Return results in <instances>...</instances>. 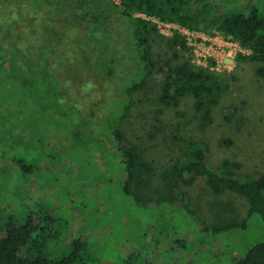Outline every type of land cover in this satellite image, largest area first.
Returning <instances> with one entry per match:
<instances>
[{
	"label": "trees",
	"instance_id": "1",
	"mask_svg": "<svg viewBox=\"0 0 264 264\" xmlns=\"http://www.w3.org/2000/svg\"><path fill=\"white\" fill-rule=\"evenodd\" d=\"M12 1L17 0H0V155L11 161L8 171L0 169V264H150L149 250L152 247L149 242L156 244L169 230L177 234L180 229V223L170 224L169 207L180 210V213L184 211L187 221L198 224L201 230L212 236L246 228V219L221 225L206 224L197 217L185 188L191 190L201 185L216 195L232 191L244 196L249 216L256 214L264 223V173H242V164L229 159L211 165L209 145L194 141L184 144L176 160L159 173L154 161L146 157L144 150L129 137L125 126L130 100L148 86H159L155 100L166 108H177L182 100L192 99L201 128L212 121L213 108L228 88L220 74L197 65L186 34L173 29L170 35H165L157 21L176 23L193 31L205 29L210 21L217 33L231 37L248 51L238 54L237 60L257 63L256 73L264 77V0H252L242 10L232 4L217 6L209 3L199 10L192 8L194 1L205 0H119L121 14L132 26V39L140 61L138 76L135 82L122 88L128 98L125 104L118 96L107 97L105 122L93 130L94 138L80 149L70 142L61 153L48 142L55 132L62 130L70 134L75 127L89 126L85 120L87 117L80 116V99L74 92L78 83H73L71 44L60 41L57 46L43 44L40 47L43 40L35 34L39 29L34 27V22H48L58 11L61 12V6L56 0H18L22 7L19 13L13 9ZM27 22L34 37H30L28 29L21 30L19 23ZM17 33L26 35L27 39L19 40ZM20 50L30 55L26 54V60L44 63L47 67L44 73H40L39 66L33 71L29 63L22 62ZM20 68L30 70L26 74H14ZM116 105L120 109L110 110ZM102 137L110 140V146L101 144ZM70 141H74L71 136ZM221 144L229 145L231 140L223 139ZM83 151V156H77ZM98 152H103L101 160L91 165L104 168L107 173L93 179L105 183L101 187L104 205L110 197L103 191L114 189L120 182L121 187L116 193L128 204L119 214L126 213L121 227L125 231L127 249L130 247L132 251L126 255L110 240L118 250L117 256L112 258L105 254L107 244L104 240L98 242L95 237L81 235L73 239V247L66 253H50V246L46 243L52 238L57 239L59 233H63V227L50 229L46 217L37 207H42L43 203L32 201L34 207L30 213L21 211L27 200L31 201L23 190V182L33 175L52 176L47 173L56 166L67 168L66 159L60 157L65 155L73 161H80L79 173L83 174L88 169V165L82 163L85 155ZM45 160L47 162L43 165ZM61 174L67 173L61 171ZM157 175L164 188L154 198L149 180ZM5 197L16 203L13 210L5 208L4 211ZM68 199L73 203L74 196L69 195ZM92 203L96 210L93 216L105 215L97 208V201ZM83 207L91 209V203H84ZM49 221L54 222L52 218ZM141 242H147L145 254L138 253ZM182 246L185 247L184 242L175 241L177 249ZM187 264L193 263L188 261ZM230 264H264V241H257L242 250Z\"/></svg>",
	"mask_w": 264,
	"mask_h": 264
},
{
	"label": "rangeland",
	"instance_id": "2",
	"mask_svg": "<svg viewBox=\"0 0 264 264\" xmlns=\"http://www.w3.org/2000/svg\"><path fill=\"white\" fill-rule=\"evenodd\" d=\"M56 1H59L61 12L58 11L46 23L35 21L34 27L39 29L35 34H39L38 37L43 40L39 43L40 47L47 44L57 46L60 41L71 44L73 70L70 69V72L72 70L73 83H78L74 92L80 99V116H86L85 120L89 124L88 127H75L74 133L72 131L70 134L62 130L55 132L48 142L61 153L70 142L80 149L94 138L93 130L104 125L103 117L107 113L104 104L105 100H109V95L118 96L122 104L127 102L128 98L122 88L136 81L140 61L132 39L131 23L122 16L118 7L119 0ZM251 1H194L192 8L199 10L209 3L217 6L232 4L242 10ZM12 4L13 9L21 13L20 2L12 1ZM19 24L22 26L21 30L28 29L30 37H34L28 22ZM174 27L176 26L161 24V30L166 35H170ZM216 30L208 21L205 29L188 30L186 33L194 49L197 65L208 67L220 74L228 86L222 93L219 104L213 108L212 121L205 128L200 127L199 114L194 110L192 99L182 100L177 108H166L159 104L155 100L159 86H148L134 94L130 100L131 107L125 123L127 133L144 150L145 156L154 161L159 173L173 163L182 152L184 144L191 141L209 145L211 165H219L224 159H229L242 164V173H264V77L256 73L259 66L257 63L237 60L238 54L248 51L231 37L223 36ZM17 38L27 39L26 35L20 33H17ZM20 51L22 62L29 63L33 71L39 66L38 70L42 71L40 73H44L47 68L44 63L36 60L30 62L26 60L28 53ZM14 60L13 57L12 61ZM30 68H20L19 71L16 69L14 74H26ZM119 107L116 105L110 110ZM177 112L181 113L180 116ZM70 136L74 141H70ZM223 139L231 140V144H221ZM110 143L109 139L102 137L101 144L108 147ZM101 153L103 152L85 155L86 159L82 163L88 165V169L83 174L79 173L82 166L80 161H73L65 155L60 157L66 159L67 168L56 166L47 173L52 176L33 175L23 182V190L31 201L27 200L28 203L21 211L30 213L34 207L32 201L43 203L42 207H37L46 217L50 229L63 227V233H59L57 239L47 241L50 253H66L73 247V239L81 235L95 237L98 242L104 240L107 244L105 254H110L112 258L118 254L114 245L123 250L122 253H127L126 255L131 253L132 249H127L125 231L121 227L126 213L119 215L124 206L128 207L126 201H122L120 194L116 193V189L121 187L120 182L115 184L114 189L103 191L110 197V201L106 199L104 205L101 187L105 183L93 179L94 176L102 177L107 173L104 168L91 165L101 160ZM83 154L84 151L77 156ZM46 162L47 160L43 165ZM9 166L10 159L0 155V169L8 171ZM61 171L67 174H61ZM149 181L150 193L156 198L158 191L164 188L163 181L159 175ZM185 190L196 216L206 224L222 225L246 219L247 226L245 229L212 236L211 233L201 230L198 224L187 221L184 211L180 213V210L169 207L168 220L172 225L175 222L180 223V229L177 234L169 230L163 240L156 244L149 242L152 247L149 250L150 264H187L188 261L193 264H230L231 259L239 257L242 250L257 241H264V223L256 214L249 216L248 203L244 196L232 191L216 195L203 185ZM69 195L74 196L73 203H70ZM80 197L84 202L80 201ZM5 199L2 203L4 211L13 210L16 203L6 197ZM94 201L98 202L97 208L104 212L105 215H100L104 219L99 215L93 216L96 212L92 203ZM84 203H91V209L83 207ZM51 218L54 222L49 221ZM70 219L71 222L65 228L64 224ZM177 240L184 242L186 248L182 246L177 249ZM146 244L147 242L140 243L138 253L145 254Z\"/></svg>",
	"mask_w": 264,
	"mask_h": 264
},
{
	"label": "built area",
	"instance_id": "3",
	"mask_svg": "<svg viewBox=\"0 0 264 264\" xmlns=\"http://www.w3.org/2000/svg\"><path fill=\"white\" fill-rule=\"evenodd\" d=\"M155 21H157V20H155ZM158 23H159V27H160V29H161V24H164V26H166V25H175L176 27H174L175 29H179L181 32H183L184 34H186L187 33V31L189 30V29H186L185 27H182V26H180V25H178V24H176V23H170V22H160V21H157ZM171 29V28H170ZM162 31V30H161ZM171 32H172V30H171ZM170 33V32H169ZM164 34V33H163ZM171 34V33H170ZM166 35V34H165ZM187 35V34H186Z\"/></svg>",
	"mask_w": 264,
	"mask_h": 264
}]
</instances>
